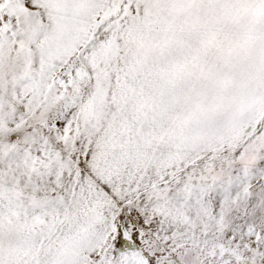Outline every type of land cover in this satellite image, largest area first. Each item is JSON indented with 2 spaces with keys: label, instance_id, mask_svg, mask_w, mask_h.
<instances>
[{
  "label": "snow or ice",
  "instance_id": "obj_1",
  "mask_svg": "<svg viewBox=\"0 0 264 264\" xmlns=\"http://www.w3.org/2000/svg\"><path fill=\"white\" fill-rule=\"evenodd\" d=\"M0 264H264V0H0Z\"/></svg>",
  "mask_w": 264,
  "mask_h": 264
}]
</instances>
